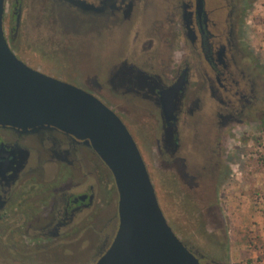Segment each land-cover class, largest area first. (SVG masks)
Wrapping results in <instances>:
<instances>
[{"label":"flooded vegetation","instance_id":"flooded-vegetation-1","mask_svg":"<svg viewBox=\"0 0 264 264\" xmlns=\"http://www.w3.org/2000/svg\"><path fill=\"white\" fill-rule=\"evenodd\" d=\"M26 1L6 0L7 42L27 65L58 77L50 65L33 62L39 55L58 56L61 47L39 23L41 6L25 12ZM51 3L83 18L119 19L133 33L128 51L110 60L105 77L83 85L128 128L131 122L155 121V167L170 183L206 199L207 230L227 237L214 196L224 176L227 138L251 120L264 128V72L241 38L242 0ZM27 45L43 50L30 57ZM94 155L109 180L95 170ZM107 208L113 210L99 226L95 249L67 262ZM119 225L114 175L90 143L57 128L24 132L0 125V264H96ZM188 246L202 264H230Z\"/></svg>","mask_w":264,"mask_h":264},{"label":"rangeland","instance_id":"rangeland-1","mask_svg":"<svg viewBox=\"0 0 264 264\" xmlns=\"http://www.w3.org/2000/svg\"><path fill=\"white\" fill-rule=\"evenodd\" d=\"M242 2L241 38L244 47L251 50L264 72V0ZM40 6L43 9V16L42 22L39 23L46 31H50L52 42L61 47L59 55H39L43 47H32L31 50L28 45L30 50L24 53L30 57L31 54L39 55L33 60L34 63L50 65L57 78L60 77L59 79L84 90H87L84 83H95L98 76L105 77L110 60L127 52L134 38L133 33L127 32L126 26L122 25L119 19L112 23L102 18L98 20L83 18L61 5L53 7L51 0H28L25 12ZM41 36L43 34L40 33L39 37ZM44 36L47 37L48 34L44 33ZM155 128L154 120L129 123V129L142 152L155 185L164 215L179 238L193 249H202L230 264H256L262 260L264 128H261L257 120L256 123L251 120L234 129L227 138L224 150V176L216 190L214 189V196L221 202L227 237L223 236L222 231L207 230L204 209L206 199L200 198L199 195L195 196L193 191L182 185L170 183L167 176L155 167L153 148ZM94 160L95 170L103 179L109 180L111 175L105 165L97 156ZM109 196L113 199L116 194L111 192ZM112 210L108 208L104 210L102 217L95 221L96 231L89 230L84 239L76 242L74 253L66 259L67 262L87 257L95 249L100 239L99 226ZM81 245L86 247L81 248Z\"/></svg>","mask_w":264,"mask_h":264},{"label":"water","instance_id":"water-1","mask_svg":"<svg viewBox=\"0 0 264 264\" xmlns=\"http://www.w3.org/2000/svg\"><path fill=\"white\" fill-rule=\"evenodd\" d=\"M5 3L0 0V125L72 134L90 143L114 175L120 225L96 264H202L164 215L127 125L93 93L19 59L6 39Z\"/></svg>","mask_w":264,"mask_h":264},{"label":"built area","instance_id":"built-area-1","mask_svg":"<svg viewBox=\"0 0 264 264\" xmlns=\"http://www.w3.org/2000/svg\"><path fill=\"white\" fill-rule=\"evenodd\" d=\"M263 259H264V258H263ZM263 259H262V260H259V261H257V262H256V264H264V260H263Z\"/></svg>","mask_w":264,"mask_h":264}]
</instances>
